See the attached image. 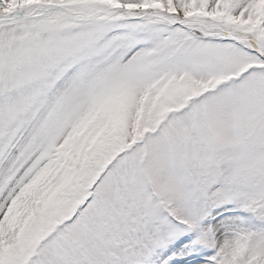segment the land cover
I'll list each match as a JSON object with an SVG mask.
<instances>
[{
	"label": "snow or ice",
	"instance_id": "6c2138e0",
	"mask_svg": "<svg viewBox=\"0 0 264 264\" xmlns=\"http://www.w3.org/2000/svg\"><path fill=\"white\" fill-rule=\"evenodd\" d=\"M0 264H264V0H0Z\"/></svg>",
	"mask_w": 264,
	"mask_h": 264
}]
</instances>
